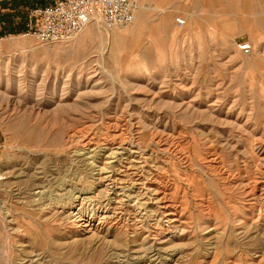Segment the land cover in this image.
<instances>
[{
	"label": "rangeland",
	"instance_id": "obj_1",
	"mask_svg": "<svg viewBox=\"0 0 264 264\" xmlns=\"http://www.w3.org/2000/svg\"><path fill=\"white\" fill-rule=\"evenodd\" d=\"M143 1L126 27L41 45L18 33L35 0H0V94L17 95L0 105V264H264L244 187L264 179V0L195 17L192 0ZM164 192L184 232H164ZM78 193L101 227L67 221Z\"/></svg>",
	"mask_w": 264,
	"mask_h": 264
},
{
	"label": "built area",
	"instance_id": "obj_2",
	"mask_svg": "<svg viewBox=\"0 0 264 264\" xmlns=\"http://www.w3.org/2000/svg\"><path fill=\"white\" fill-rule=\"evenodd\" d=\"M139 0H51L28 11L24 37L41 45L74 40L92 22L110 30L133 23ZM179 26L183 20H177Z\"/></svg>",
	"mask_w": 264,
	"mask_h": 264
},
{
	"label": "bare ground",
	"instance_id": "obj_3",
	"mask_svg": "<svg viewBox=\"0 0 264 264\" xmlns=\"http://www.w3.org/2000/svg\"><path fill=\"white\" fill-rule=\"evenodd\" d=\"M138 3H139V1H138ZM138 3H137V10H138ZM142 7H140V9H141ZM137 12V11H136ZM135 17H136V15H135ZM98 23V22H97ZM91 24V23H90ZM90 24H89V26H90ZM88 27V26H87ZM86 27V28H87ZM105 29V28H104ZM105 30H107V29H105ZM108 31V30H107ZM117 34V33H116ZM114 35V36H113ZM112 36L115 38L116 36H115V34H113ZM106 38H107V41H106V45H105V47L106 46H108L109 45V40H110V38H111V35L109 34V33H107L106 34ZM113 39V38H112ZM108 44V45H107ZM105 49V48H104ZM106 50V49H105ZM102 52H103V50H102ZM102 55V54H101ZM7 87V86H6ZM8 94V96L6 95V93H5V95L3 94V95H1L0 94V105L2 104V103H5V104H14V103H16L15 101L16 100H14L15 98H16V96L15 97H9V95H10V93H7ZM20 95V94H19ZM17 99H18V97H17ZM23 99V98H22ZM20 105V104H19ZM26 105L27 104H24V105H21V106H18L17 105V107L18 108H20V109H25V110H27L25 107H26ZM6 106V105H5ZM27 106H29V105H27ZM33 107V106H32ZM2 110V109H1ZM121 130V129H120ZM78 132V131H77ZM92 137V136H91ZM72 138V137H71ZM94 138V137H93ZM123 140V139H122ZM125 140V139H124ZM128 140V139H127ZM105 141V140H104ZM106 142V141H105ZM79 145H81V144H79ZM107 146V145H106ZM86 147V146H85ZM95 147V146H94ZM105 147V146H104ZM103 147V148H104ZM117 147V146H116ZM99 148V147H98ZM168 148V147H167ZM128 149H130V148H128ZM124 150H126V149H124ZM144 150V149H143ZM84 151V150H83ZM116 151V150H115ZM122 151V150H121ZM129 151V150H128ZM130 151H131V149H130ZM133 151V150H132ZM160 151V150H159ZM88 152V151H87ZM122 153V152H121ZM119 154V153H118ZM129 154V153H128ZM127 154V155H128ZM171 155V154H170ZM186 155V154H185ZM212 156H214V155H212ZM114 157V156H113ZM81 158V157H80ZM86 158V157H85ZM90 158V157H89ZM112 158V157H111ZM120 158V157H119ZM132 160V159H131ZM136 160V159H135ZM77 161V160H76ZM82 161V160H81ZM154 162V161H153ZM210 162V167H212V168H217L218 167V164H216L215 163V158H211V160L209 161ZM91 163V162H90ZM128 163V162H127ZM95 167V166H94ZM93 168V167H92ZM126 168V167H125ZM107 169V168H106ZM127 169V168H126ZM160 169V168H159ZM98 170V169H97ZM164 170V169H163ZM116 171V170H115ZM118 171V170H117ZM116 171V172H117ZM147 171V170H146ZM157 171V170H156ZM102 172H104V171H102ZM122 172V171H121ZM164 172V171H163ZM225 172V171H224ZM153 173V172H152ZM99 174H100V172H99ZM108 174V173H107ZM106 174V175H107ZM129 174V173H128ZM157 174V173H156ZM168 174V173H167ZM255 174V173H254ZM105 175V176H106ZM108 175H110V174H108ZM222 175H224V174H222ZM111 176V175H110ZM96 177V176H95ZM161 177V176H160ZM225 177V176H224ZM230 177V176H229ZM228 176H227V178L225 179V181L227 180L228 181V178H229ZM99 178V177H98ZM97 178V179H98ZM103 178V177H102ZM114 178V177H113ZM113 178H111V179H113ZM130 178V177H129ZM129 178H127V179H129ZM234 177H231L230 179H233ZM134 179V178H133ZM169 179V178H168ZM109 180V179H108ZM161 180V179H160ZM167 180V179H166ZM170 180V179H169ZM119 181V180H118ZM136 181V180H135ZM163 181V180H162ZM224 181V180H223ZM230 181V180H229ZM253 181H254V178H253ZM115 182H116V180H115ZM114 182V183H115ZM124 182H126V181H124ZM157 182V181H156ZM166 182V181H165ZM164 182V183H165ZM120 183V182H119ZM123 183V182H122ZM130 183V182H129ZM140 183V182H139ZM163 183V182H162ZM185 183V182H184ZM226 183V182H225ZM229 183V182H228ZM232 183V182H231ZM71 184V183H70ZM134 184V183H133ZM247 184V183H246ZM39 185H40V183H39ZM43 185V184H42ZM128 185V184H127ZM132 185V184H131ZM156 185H157V183H156ZM236 185V184H235ZM37 186V185H36ZM112 186H113V184H112ZM111 186V187H112ZM241 186V185H240ZM106 187V186H105ZM120 187V186H119ZM130 187V186H129ZM158 187V186H157ZM163 187H165V186H163ZM244 187H245V189H247V192H246V195L250 198V200L253 202V203H256V204H252L253 206H259V211L260 210H262V209H264V200H262V199H264V195L262 196V194H260V195H257V191H258V189H260V188H262L261 189V191L264 193V179H263V177H260L257 181H255V182H249L247 185H245L244 184ZM37 188V187H36ZM226 188V187H225ZM148 189H149V187H148ZM167 189V188H166ZM77 190V189H76ZM122 190H124V189H122ZM153 190V189H152ZM156 190H157V188H156ZM43 191H44V189H43ZM42 191V192H43ZM145 191V190H144ZM155 191V190H154ZM244 191V190H243ZM66 192V191H65ZM125 192V191H124ZM159 192V191H158ZM161 192V191H160ZM261 192V193H262ZM145 193V192H144ZM150 193H151V191H150ZM260 193V192H259ZM86 194V193H85ZM101 194V193H100ZM140 194V193H139ZM157 193L155 192V195H156ZM40 195V193H38L37 194V196H39ZM43 195V194H42ZM47 195V194H46ZM73 195H75V194H73ZM127 195V194H126ZM141 195V194H140ZM66 196V195H65ZM107 196V195H106ZM247 196H245V197H247ZM82 196H80L79 195V193L78 194H76L75 196H72L71 198H70V202H69V204H68V206H69V208L67 207V209L66 208H64V207H59V208H61L62 209V212H64V213H67L66 214V216H65V218L67 219V221H69V223L70 224H72L75 228H77V229H81L82 231H90V230H92L93 228H97V227H101V225H102V218H100L99 219V217H98V219H97V223H95L94 224V217L93 216H91V215H89V214H86V212L84 211V209H83V207H82V205H83V202H84V199H82L81 198ZM90 197V196H89ZM96 197V196H95ZM128 197V196H127ZM247 197V198H248ZM49 198V197H48ZM85 198V197H84ZM135 198H136V196H135ZM39 199V198H38ZM44 199V198H43ZM92 199H93V197H92ZM128 199V198H127ZM143 199V198H142ZM42 200V199H41ZM58 200V199H57ZM34 201H35V199H34ZM45 201H47V200H45ZM68 201V200H67ZM88 201V200H87ZM36 202H38V201H36ZM43 202V201H42ZM41 202V203H42ZM149 202V201H148ZM154 202L156 203V206H157V209H160L161 210V216H162V219H163V221H164V223L162 224V226L164 227V232L165 233H171L172 234V229H174V230H180L181 232H184L183 231V228L185 227V223H182L183 221H180V219L179 220H177V219H175V217H176V213L177 212H179V211H177V206L175 207V205H173L172 204V202L168 199V197L166 196V194H165V192L162 194V196L161 195H157V196H155L154 197ZM39 203H40V201H39ZM61 203V202H60ZM89 203V202H88ZM87 203V204H88ZM66 204V203H65ZM137 204V203H136ZM50 206L49 207H47V209L49 210V212H53V213H55L56 211H57V207H54V205H51V204H49ZM249 205V204H248ZM40 206H42V205H40ZM87 206V205H86ZM179 206V205H178ZM206 206V205H205ZM159 207V208H158ZM40 208V207H39ZM42 208V207H41ZM90 208V207H89ZM60 210V209H59ZM88 210V209H87ZM139 210H140V208H139ZM121 211V210H120ZM157 211V210H156ZM118 213V212H117ZM128 213V212H127ZM181 213V212H180ZM110 215H112V214H110ZM114 215V214H113ZM146 215V214H145ZM120 216V215H119ZM115 217V216H114ZM146 217V216H145ZM63 221V220H62ZM105 221V220H104ZM65 222V221H64ZM116 222H118V221H116ZM154 223V222H153ZM177 223V224H176ZM138 225H140V224H138ZM178 225V227H176ZM161 226V227H162ZM133 227V226H132ZM154 227V226H153ZM106 228V227H105ZM148 229V228H147ZM173 235V234H172ZM6 237V236H5ZM9 237V236H8ZM153 238V237H152ZM158 239V238H157ZM6 242V241H5ZM2 248H4V246L2 247ZM5 248H6V245H5ZM151 250V249H150ZM2 251V250H1ZM6 252V253H5ZM150 252V251H149ZM4 253L7 255V257H8V259H9V252L8 251H4ZM157 253V252H156ZM154 254V253H152V252H150L149 253V256H148V258H147V260L145 261V263H154V264H161V259H159V256H158V254ZM159 253V252H158ZM1 256H2V254H1ZM161 257V256H160ZM136 259V258H135ZM7 260V259H6ZM5 260V262L4 263H6L7 261ZM139 260V259H138ZM9 261H10V259H9ZM3 263V262H2ZM9 263V262H8ZM11 263V262H10Z\"/></svg>",
	"mask_w": 264,
	"mask_h": 264
},
{
	"label": "crops",
	"instance_id": "obj_4",
	"mask_svg": "<svg viewBox=\"0 0 264 264\" xmlns=\"http://www.w3.org/2000/svg\"><path fill=\"white\" fill-rule=\"evenodd\" d=\"M5 1H8V0H5ZM147 2H149L150 3V0H146ZM146 1H143V6H142V9H143V11H147V10H149L150 8L148 7V4L146 3ZM154 1H156V2H158V3H160L162 0H153V1H151V3L152 2H154ZM170 2L171 1H174V2H176L177 3V7H180L181 5L180 4H183V3H187V2H189V1H191V0H169ZM193 2V12H192V14L194 15V17H195V15L197 14V9H195V8H197V3H200L201 2V0H192ZM216 1H218V0H216ZM219 1H221V2H223L224 3V5H223V7L224 8H227V7H231L230 6V3H231V1L232 0H219ZM45 2H46V0H44V1H42L41 3L40 2H38V0H35V5H32L30 8H34V7H39V6H44V5H47V4H45ZM218 7H220V6H218ZM144 19V17H138V20H143ZM142 22V21H141ZM140 21H138V24L139 23H141ZM184 24H185V22H184Z\"/></svg>",
	"mask_w": 264,
	"mask_h": 264
},
{
	"label": "trees",
	"instance_id": "obj_5",
	"mask_svg": "<svg viewBox=\"0 0 264 264\" xmlns=\"http://www.w3.org/2000/svg\"><path fill=\"white\" fill-rule=\"evenodd\" d=\"M41 2H42V1H41ZM41 2H40V3H41ZM24 21H25V20H23L22 27L20 28V30H19V32H18V33H20V32H23V31L25 30V28L23 27V26H24Z\"/></svg>",
	"mask_w": 264,
	"mask_h": 264
}]
</instances>
